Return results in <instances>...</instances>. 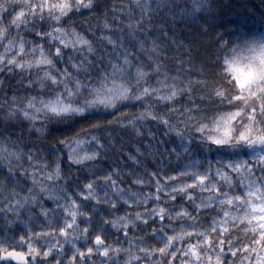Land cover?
<instances>
[{
	"label": "snow or ice",
	"instance_id": "6c2138e0",
	"mask_svg": "<svg viewBox=\"0 0 264 264\" xmlns=\"http://www.w3.org/2000/svg\"><path fill=\"white\" fill-rule=\"evenodd\" d=\"M218 7L0 0V264H264V34Z\"/></svg>",
	"mask_w": 264,
	"mask_h": 264
},
{
	"label": "trees",
	"instance_id": "16d2710c",
	"mask_svg": "<svg viewBox=\"0 0 264 264\" xmlns=\"http://www.w3.org/2000/svg\"><path fill=\"white\" fill-rule=\"evenodd\" d=\"M186 2L190 3V0H186ZM216 2L219 6L216 12L215 23L217 29L221 27V24L224 29H230L233 21H243L246 25L244 31H246L248 35L256 36L264 32V24L259 22V13L261 11L259 0H216ZM245 2L247 6L242 7ZM250 9L251 11H249ZM201 23H203V21H201ZM209 23H212L211 18H209ZM177 31H181V26H177ZM209 35H214V33L209 32V34L203 37V40H208ZM227 54L228 53L223 51L220 52L221 56ZM105 119H107V117H105ZM137 142L138 141L135 140L129 141V146Z\"/></svg>",
	"mask_w": 264,
	"mask_h": 264
},
{
	"label": "rangeland",
	"instance_id": "374dc122",
	"mask_svg": "<svg viewBox=\"0 0 264 264\" xmlns=\"http://www.w3.org/2000/svg\"><path fill=\"white\" fill-rule=\"evenodd\" d=\"M262 34H264V32H262ZM262 34H261V35H262Z\"/></svg>",
	"mask_w": 264,
	"mask_h": 264
}]
</instances>
